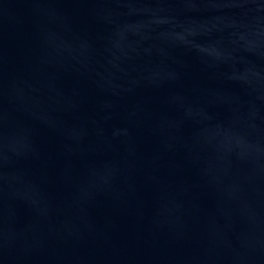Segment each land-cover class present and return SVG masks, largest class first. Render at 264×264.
Instances as JSON below:
<instances>
[{"label":"water","instance_id":"1","mask_svg":"<svg viewBox=\"0 0 264 264\" xmlns=\"http://www.w3.org/2000/svg\"><path fill=\"white\" fill-rule=\"evenodd\" d=\"M0 264H264V0H0Z\"/></svg>","mask_w":264,"mask_h":264}]
</instances>
